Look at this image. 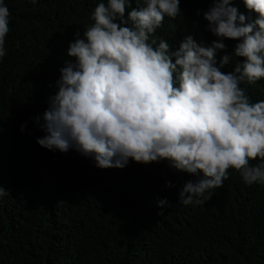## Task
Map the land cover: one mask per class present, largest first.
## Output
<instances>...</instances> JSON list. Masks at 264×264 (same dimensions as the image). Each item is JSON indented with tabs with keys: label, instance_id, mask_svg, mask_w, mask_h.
I'll use <instances>...</instances> for the list:
<instances>
[{
	"label": "trees",
	"instance_id": "16d2710c",
	"mask_svg": "<svg viewBox=\"0 0 264 264\" xmlns=\"http://www.w3.org/2000/svg\"><path fill=\"white\" fill-rule=\"evenodd\" d=\"M3 2L10 31L0 58V187L8 192L0 197V264H264V184L248 185L230 169L209 201L182 205L179 191L201 177L168 161L100 169L73 149L36 143L45 133L35 118L56 93L60 69L74 62L68 45L106 0ZM140 6L143 0H131L127 10ZM232 6L248 22L257 19L242 0ZM179 7L181 15L165 17L155 37L173 47L188 36L206 46L217 40L203 18L211 0H180ZM223 43L218 61L238 41ZM241 86L253 103L264 100V78Z\"/></svg>",
	"mask_w": 264,
	"mask_h": 264
},
{
	"label": "clouds",
	"instance_id": "9594fccd",
	"mask_svg": "<svg viewBox=\"0 0 264 264\" xmlns=\"http://www.w3.org/2000/svg\"><path fill=\"white\" fill-rule=\"evenodd\" d=\"M232 2L211 0L204 13L217 37L210 46L188 36L178 47L155 32L165 17L181 15L180 0H143L130 11L131 0L98 3L93 23L68 45L74 62L60 69L56 93L35 118L45 133L36 143L61 153L73 149L100 169H120L130 159L168 161L201 177L179 191L182 205L205 204L230 169L248 185L264 184V163L250 164L264 160V100L253 103L241 86L264 78V0H242L257 16L251 22ZM9 16L0 0V58ZM223 40L238 43L218 61ZM233 57L239 62L224 71ZM5 194L0 187V197ZM166 204L160 200L158 207Z\"/></svg>",
	"mask_w": 264,
	"mask_h": 264
}]
</instances>
